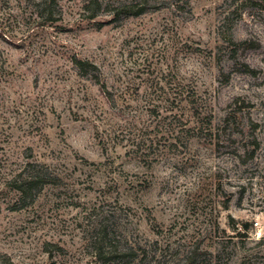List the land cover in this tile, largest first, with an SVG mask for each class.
Masks as SVG:
<instances>
[{"label":"rangeland","instance_id":"374dc122","mask_svg":"<svg viewBox=\"0 0 264 264\" xmlns=\"http://www.w3.org/2000/svg\"><path fill=\"white\" fill-rule=\"evenodd\" d=\"M43 1L0 0V259L264 264V0Z\"/></svg>","mask_w":264,"mask_h":264},{"label":"trees","instance_id":"16d2710c","mask_svg":"<svg viewBox=\"0 0 264 264\" xmlns=\"http://www.w3.org/2000/svg\"><path fill=\"white\" fill-rule=\"evenodd\" d=\"M56 0H44L41 4L44 7V11L47 13V18L45 19V22L47 21H56L57 19H54V10L56 7ZM116 15L118 16L121 13H126L128 16H138L140 14H143L145 11L143 7H138L135 5H123L119 8L115 9ZM77 64L80 65L81 69L84 70V62L81 60H77ZM88 65V64H87ZM93 66V65H92ZM95 68V66H93ZM51 183L50 176L49 175H42L36 170H33L29 173V175L26 177V179L20 184L17 185V191L20 193V198L22 200L30 199L31 201L35 199L37 196V192L42 189L43 186L46 184ZM0 264H12L10 261H4L0 259Z\"/></svg>","mask_w":264,"mask_h":264}]
</instances>
